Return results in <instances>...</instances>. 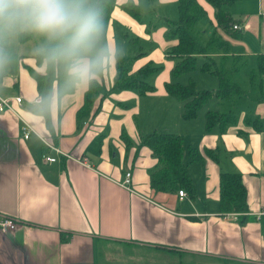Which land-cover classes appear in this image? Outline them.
I'll return each mask as SVG.
<instances>
[{
  "label": "crops",
  "instance_id": "1",
  "mask_svg": "<svg viewBox=\"0 0 264 264\" xmlns=\"http://www.w3.org/2000/svg\"><path fill=\"white\" fill-rule=\"evenodd\" d=\"M155 1V18L176 19L177 0ZM128 2L142 11L136 0H113L104 21L98 48L107 47L109 81L104 56L100 74L90 70L81 77L70 72L72 61L35 58L42 52L38 38L21 43L18 28L0 31V96L8 103L0 112V217L17 224L13 231L0 229V264H95L98 244L264 264V99L258 87L254 94L243 89L239 121L223 132L205 131L204 117L232 109L229 100L210 101L194 119L183 120L182 103L164 88L176 81L170 75L173 62L165 57L172 43L164 39L165 26L148 30L152 17L147 26L135 21L122 10ZM231 11L242 31L239 41H231V56L255 61L264 52V0H241ZM129 34L138 38L140 52L149 51L137 58L131 75L147 63L159 67L147 79L154 90L142 96L136 90L112 92L115 40L121 35L128 40ZM77 59L89 68L88 57ZM90 79L98 82L99 92L89 114L77 119ZM259 83L264 89V78ZM246 113L258 118L259 130L243 122ZM23 126L30 130L28 139L22 137ZM154 131L178 134L195 150L197 159L187 166L195 199L151 189L148 170L156 160L141 146V137ZM44 151L56 160L44 162ZM220 170L240 175L246 213L219 214ZM125 172L128 187L122 185Z\"/></svg>",
  "mask_w": 264,
  "mask_h": 264
},
{
  "label": "trees",
  "instance_id": "2",
  "mask_svg": "<svg viewBox=\"0 0 264 264\" xmlns=\"http://www.w3.org/2000/svg\"><path fill=\"white\" fill-rule=\"evenodd\" d=\"M238 1L241 0H203V3H199L197 0H177V17L175 20L157 17V19L164 21V39L167 42H172L165 51V57L173 62L170 75L176 80L175 82L165 83L164 88L170 97L182 103V119L185 121L194 119L198 111L214 99L217 102L229 100L228 102L234 105L232 109L220 108L222 111L217 109L206 112L204 126L207 132H210L214 127H218L223 132L228 126L236 125L237 121H239L242 107L238 98L243 97L246 93L232 79L233 76L230 77L222 69H218L212 59L219 54L223 60L231 59V74L238 73L240 66L246 64L244 58L231 56L230 54V50L233 48L231 41H239L242 37L241 20L239 17L234 16L231 11L234 4ZM88 2L90 6L98 10L102 9L105 12L113 4V0H88ZM122 10L132 19L141 23V11L137 4L128 2L122 6ZM206 17L208 18V26L203 29L200 27L199 22ZM234 25L240 28L233 29ZM103 26L104 22L93 46L82 50L78 56L89 58V68L95 74H100L102 71L98 46L101 43ZM154 27L155 25L151 22L148 25V30ZM18 38L21 43L31 38H38L42 52H36L34 57L42 59H53L45 53L44 49L58 47L61 43L59 40H49L45 35L29 30L20 31ZM138 41L137 38L128 37L127 43L137 47L139 50L141 45ZM147 53L139 50L136 55L125 56L116 54V75L112 92L136 90L138 95L142 96L154 90L153 86L147 82V79L159 67L147 63L132 75L130 73L134 60L147 55ZM199 57L205 59V62L198 67L199 71L215 76L218 83L216 90L197 89L195 83L189 78L190 74L197 68V59ZM239 62H241L240 65L232 66ZM183 76L187 78V83L185 84L178 81ZM259 78H264V52L257 53L255 68L248 73L250 85L258 81ZM257 87L260 98L264 99L262 84L259 83ZM98 92V82L90 79L83 95V104L76 113L77 119L86 117L89 114ZM221 106L223 105L221 104ZM243 122L251 124L258 130L261 126L258 118L251 113L244 115ZM123 140L126 141L124 136ZM141 146L150 149L156 160V165L148 170L151 189L160 193H176L177 195L178 191H182L189 199H195L196 190L188 174L187 166L195 161L197 156L190 145H184L182 137L171 132L154 131L141 137ZM206 153L210 157L216 158V154L213 151H206ZM185 154L189 158L188 161H184ZM218 190L220 215L228 213L242 215L247 212L246 192L238 173L220 170ZM61 238H63L62 235Z\"/></svg>",
  "mask_w": 264,
  "mask_h": 264
},
{
  "label": "clouds",
  "instance_id": "3",
  "mask_svg": "<svg viewBox=\"0 0 264 264\" xmlns=\"http://www.w3.org/2000/svg\"><path fill=\"white\" fill-rule=\"evenodd\" d=\"M22 29L59 40L44 49L51 58L72 61L70 72L86 77L90 68L77 59L93 46L102 28L100 12L88 0H0V31Z\"/></svg>",
  "mask_w": 264,
  "mask_h": 264
},
{
  "label": "rangeland",
  "instance_id": "4",
  "mask_svg": "<svg viewBox=\"0 0 264 264\" xmlns=\"http://www.w3.org/2000/svg\"><path fill=\"white\" fill-rule=\"evenodd\" d=\"M137 3H140L142 7L141 11V23L148 25L147 19L152 17V23L155 26H161L164 24V21L161 19H157L154 17L153 13L156 10V1L155 0H136ZM133 3V2H132ZM205 4V3H204ZM205 6H207L205 4ZM113 5L109 8L108 11H103L102 9H99L100 12V20L101 24L104 22V20L107 18V16L110 13V9H112ZM208 7V6H207ZM209 8V7H208ZM210 9V8H209ZM199 25L201 28H207L208 26V18L201 20L199 22ZM23 31L22 29L18 28V32ZM132 38H137L131 34H129ZM205 39L206 36L204 35ZM138 39V38H137ZM117 42V50L116 54L120 55H136L139 50L137 47L127 43V39L121 36H117L116 40ZM35 42H38L35 40ZM142 52H148L149 51H142ZM231 54V52H230ZM108 51L107 47H105L104 52L103 48L99 52V57L104 56L106 59V65H105V77L106 80L109 81L110 78V65L108 63ZM221 55H216L212 59L215 61L216 66L218 69H222L226 75L230 77H234V81L238 83V85L242 89H246L249 94H254L255 90L257 89V85L252 84L251 87H249L248 83V73L251 69L255 68V61L254 59H249L246 61L245 65H241L239 72L231 74L230 72V66H231V59L229 60H223ZM137 61V59L134 60L133 64ZM205 62V59L203 57H199L197 59V68L194 70L192 74H190V79L195 83V86L197 89H204V90H212L217 89L211 88L213 84H217L216 78L213 75L201 73L198 69V67ZM101 63V60H100ZM241 62L238 64H233L232 66L240 65ZM132 64V66H133ZM152 66H155L151 64ZM234 72V71H233ZM115 80V78H113ZM112 80V81H113ZM187 83V78L184 80V84ZM110 89V87H109ZM215 100V99H214ZM132 249V250H131ZM125 248L123 246H117V245H105V244H98L95 250V264H229L230 262L227 260L221 261L220 259H209V260H202V259H183L182 257H179L177 254H174L170 252L167 254H156L149 250L140 249V248Z\"/></svg>",
  "mask_w": 264,
  "mask_h": 264
},
{
  "label": "built area",
  "instance_id": "5",
  "mask_svg": "<svg viewBox=\"0 0 264 264\" xmlns=\"http://www.w3.org/2000/svg\"><path fill=\"white\" fill-rule=\"evenodd\" d=\"M238 28H240V27L237 26V25H234V26H233V29H238ZM15 101H16L17 103H20V102H21V98H20V97H17V98L15 99ZM6 108H8V103H7V101H6L5 99H3V98L0 96V112L4 111ZM21 133H22V137H23L24 139H28L29 136H30V130H29V128L26 127V126H23V127H22ZM43 145H45L44 142H43ZM46 149H48V148H46ZM54 151H56L57 153H59V150H55V149H54ZM42 160H43L44 162L52 163V162H54L56 159H55L54 157H51V156L49 155V152L47 153V151H46V152H44L43 155H42ZM129 183H130V173H129V172H125V173H124V181H123L122 185L125 186V187H128V184H129ZM178 196L181 198V197H184L185 194H184L182 191H178ZM13 222H14V221H13L11 218L0 217V224H1V225H7V224H11V223H13Z\"/></svg>",
  "mask_w": 264,
  "mask_h": 264
},
{
  "label": "bare ground",
  "instance_id": "6",
  "mask_svg": "<svg viewBox=\"0 0 264 264\" xmlns=\"http://www.w3.org/2000/svg\"><path fill=\"white\" fill-rule=\"evenodd\" d=\"M16 223L13 222L11 224H7V225H1L0 224V229L2 230V232H8V231H13L16 228Z\"/></svg>",
  "mask_w": 264,
  "mask_h": 264
}]
</instances>
